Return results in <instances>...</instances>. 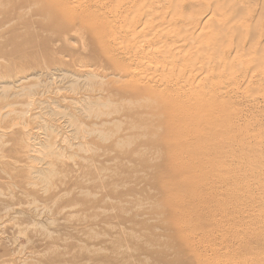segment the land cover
Returning <instances> with one entry per match:
<instances>
[{
	"label": "rangeland",
	"instance_id": "1",
	"mask_svg": "<svg viewBox=\"0 0 264 264\" xmlns=\"http://www.w3.org/2000/svg\"><path fill=\"white\" fill-rule=\"evenodd\" d=\"M85 1L69 0L64 8L62 0H0V264H241L238 219L208 215L215 205L231 210L236 178L207 190L201 183L216 174L207 164L192 185L188 168L163 167L159 137L124 125L122 110L106 107L110 91L125 87L110 85L116 71L88 27L125 13L100 0L102 9L92 14L79 8ZM70 18L87 28L55 34ZM118 31L124 37L130 26ZM140 75L155 72L141 68ZM237 96L218 104L233 100L245 109ZM187 147L175 156L194 150ZM211 147L194 160L212 162L218 148ZM229 154L222 162L238 155ZM235 163L218 176L235 171ZM173 173L199 188L193 201L175 200L177 218L186 221L180 228L165 222L162 207L172 196L160 178Z\"/></svg>",
	"mask_w": 264,
	"mask_h": 264
},
{
	"label": "bare ground",
	"instance_id": "2",
	"mask_svg": "<svg viewBox=\"0 0 264 264\" xmlns=\"http://www.w3.org/2000/svg\"><path fill=\"white\" fill-rule=\"evenodd\" d=\"M99 1L86 0L79 8L93 14L103 7ZM257 1L107 0L110 8L122 9L125 14L110 21L105 18L99 27H88L92 40L103 43L100 54L107 55V62L116 71L110 85L125 87L122 92L110 91L106 107L112 106L114 114L122 110L124 125H136L147 136L160 138L163 167L188 168L192 182L199 169L211 164L216 170L214 180L210 182L208 177L202 184L203 179H198L207 190L236 178L238 193L229 201L231 210L202 202L210 216L234 215L238 219L234 233L241 264H264V6L260 11L257 8L264 1L258 6ZM62 3L64 8L70 4L69 0ZM128 13L138 14L129 17ZM121 25L130 26L124 37L118 31ZM85 28L81 21L70 18L54 32L61 35ZM141 68L152 69L155 75L143 78ZM237 95L246 100L245 109L244 105L234 108L239 102L233 100L218 104ZM188 143L194 150L186 152V157L175 156L181 148L187 149ZM211 146L218 148L217 158L212 162L194 160L197 154L211 152ZM236 152V157L228 156L229 162H222L226 153ZM234 160L235 171L218 176V169ZM182 178L180 173L160 178L165 193L172 196L162 203L168 208V215L167 208L162 214L167 215L165 222L171 227L186 224L176 216V198L193 201L197 194V187H191L194 181L185 184ZM194 206L198 209L200 202Z\"/></svg>",
	"mask_w": 264,
	"mask_h": 264
}]
</instances>
